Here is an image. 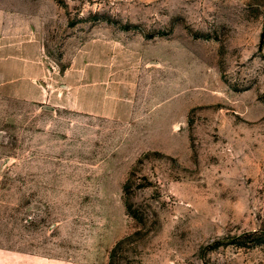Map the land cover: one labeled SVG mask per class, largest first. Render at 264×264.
<instances>
[{
  "label": "rangeland",
  "instance_id": "1",
  "mask_svg": "<svg viewBox=\"0 0 264 264\" xmlns=\"http://www.w3.org/2000/svg\"><path fill=\"white\" fill-rule=\"evenodd\" d=\"M0 9L31 21L58 70L101 66L107 93L132 110L113 123L0 99L6 258L264 264V242L250 243L264 238V0H0Z\"/></svg>",
  "mask_w": 264,
  "mask_h": 264
},
{
  "label": "crops",
  "instance_id": "2",
  "mask_svg": "<svg viewBox=\"0 0 264 264\" xmlns=\"http://www.w3.org/2000/svg\"><path fill=\"white\" fill-rule=\"evenodd\" d=\"M109 77L101 66L92 68L84 62L73 61L58 70L31 21L0 9V99L15 98L53 110L74 109L113 123L128 121L131 106L121 96L107 93L102 81ZM5 252L0 248V264H25L12 262Z\"/></svg>",
  "mask_w": 264,
  "mask_h": 264
},
{
  "label": "trees",
  "instance_id": "3",
  "mask_svg": "<svg viewBox=\"0 0 264 264\" xmlns=\"http://www.w3.org/2000/svg\"><path fill=\"white\" fill-rule=\"evenodd\" d=\"M250 241H251L250 242L251 244L252 243H254V244H256V243H262V242H264V238H261L260 236L259 237H252ZM242 243H244V242H242Z\"/></svg>",
  "mask_w": 264,
  "mask_h": 264
}]
</instances>
